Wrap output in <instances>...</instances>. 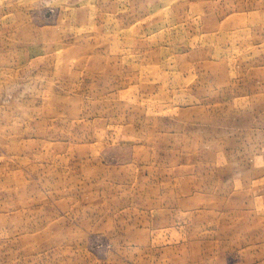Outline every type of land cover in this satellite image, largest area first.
<instances>
[{
    "label": "rangeland",
    "instance_id": "rangeland-1",
    "mask_svg": "<svg viewBox=\"0 0 264 264\" xmlns=\"http://www.w3.org/2000/svg\"><path fill=\"white\" fill-rule=\"evenodd\" d=\"M0 264H264V0H0Z\"/></svg>",
    "mask_w": 264,
    "mask_h": 264
}]
</instances>
